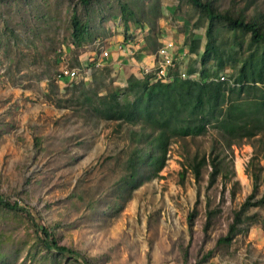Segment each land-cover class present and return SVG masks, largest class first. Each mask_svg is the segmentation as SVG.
<instances>
[{
  "label": "rangeland",
  "instance_id": "1",
  "mask_svg": "<svg viewBox=\"0 0 264 264\" xmlns=\"http://www.w3.org/2000/svg\"><path fill=\"white\" fill-rule=\"evenodd\" d=\"M122 1L134 12L127 28L118 0H92L86 7L79 0L0 1V194L32 207L61 244L92 257L93 264H264V204L247 207L244 230L229 244H218L254 182L256 198L264 191L260 134L236 135L228 144L209 128L203 135L173 139L159 171L149 175L145 167L128 182L127 125L105 120L85 104L94 89L104 93L125 86L127 80H120L126 72L106 64L94 72L90 67L88 78L68 83L57 78L62 66H80L87 53H99L118 39H141L153 49L160 40H172L175 50L189 53L197 38L183 64L195 63L205 46L207 20L192 4ZM213 2L221 11L258 19L264 29V0ZM73 9L88 25L79 45L71 37ZM216 30L224 56L237 53V63L231 57L223 69L216 68L232 81L239 58L253 46L245 32L221 22ZM69 83L86 86L85 100ZM204 154L207 162L195 179L191 160ZM211 157L219 173L208 184ZM0 264L77 263L47 252L24 213L0 206Z\"/></svg>",
  "mask_w": 264,
  "mask_h": 264
},
{
  "label": "trees",
  "instance_id": "2",
  "mask_svg": "<svg viewBox=\"0 0 264 264\" xmlns=\"http://www.w3.org/2000/svg\"><path fill=\"white\" fill-rule=\"evenodd\" d=\"M91 1L79 0V3L86 7ZM118 1L120 17L127 28V22L133 19L134 12L125 1ZM187 1L207 20L203 52L192 66L185 68L188 74L197 73L195 78L182 77L175 59V67L169 70L172 74L169 81L154 80L153 74L131 75L123 87L115 85L104 93L94 89L90 101L85 100L86 86L78 89L77 83H69L74 90H79L80 96L85 95V104L89 106L87 110L90 108L95 115L119 126L127 125L130 141L125 160L129 170L128 182L136 181L145 167L148 173L152 169L159 171L165 163L170 143L176 138L203 135L209 128H213L218 131L220 141L228 144L232 143L236 135L250 138L260 134V138L264 139V131L260 130V127L264 128V29L261 22L256 18L246 19L241 13H233L229 9L221 11L213 0ZM219 22L226 24L229 30L247 33L250 45L253 46L239 58L240 65L232 81L228 78L220 80L222 73L216 69H223L231 57L237 63V53L225 57L224 50L217 44L216 24ZM70 24L71 37L79 45L87 38L89 31L87 23L79 18L76 9H73ZM197 43V38L190 41V52L196 50ZM228 53L231 54L230 51ZM213 69L215 76L212 75ZM95 70L97 68H92V72ZM61 80L69 82L67 77ZM191 162L192 173L195 179H199L200 168L206 164L207 157L204 154L199 161L194 158ZM208 162L211 167L208 184H212L219 173L218 163L214 157ZM258 188L257 182H254L252 194L234 212L228 231L218 239V244H229L236 234L244 230L243 224L247 217H244V212L247 207L264 204V191L259 198L254 196ZM0 206L24 213L47 252L65 259L71 258L77 264H93L92 257L61 244L50 226L37 221L32 207L18 201L11 202L3 194H0Z\"/></svg>",
  "mask_w": 264,
  "mask_h": 264
},
{
  "label": "crops",
  "instance_id": "3",
  "mask_svg": "<svg viewBox=\"0 0 264 264\" xmlns=\"http://www.w3.org/2000/svg\"><path fill=\"white\" fill-rule=\"evenodd\" d=\"M117 41L118 42L114 44L112 43L110 44V46L104 49L108 51L107 56H102V50L99 53L90 51V53H87V56L83 59L81 58V55L80 66L88 65L89 67H92L94 60L99 59L101 61V67L107 64L111 65L113 68L117 67V69H123L126 72V78L123 79L122 77V79L120 80L122 84L126 82L130 74L138 76L137 73H139V75H141L142 67L154 66L156 61L155 53L158 47L153 49L151 46L147 45L144 40L141 39L139 41L136 39H134V41L128 39H125V41H123L122 39H118ZM161 44L162 41L160 40V44L158 43V46ZM189 54L190 51L189 53L187 51L183 53L182 49L180 48L175 50V55H177V62L180 69L186 68L184 67L183 63ZM116 74H118V72ZM89 75L90 73L89 71H87L85 78H88ZM121 76L123 75H120V77Z\"/></svg>",
  "mask_w": 264,
  "mask_h": 264
},
{
  "label": "built area",
  "instance_id": "4",
  "mask_svg": "<svg viewBox=\"0 0 264 264\" xmlns=\"http://www.w3.org/2000/svg\"><path fill=\"white\" fill-rule=\"evenodd\" d=\"M174 43L172 40H166L163 42L158 49L156 50V61L153 67L144 66L141 69L142 74H153L154 80H161V81H169L172 79V74L169 72L170 68L175 67V48L173 47ZM102 56H107L108 51L102 50ZM93 68L101 67V61L99 59L94 60ZM90 71V67L88 65L85 66H76L70 67L68 65H64L59 69L57 78L61 80L64 77L69 79H78V78H85L86 72ZM180 75L182 77L190 76L195 78L197 73H186L185 68L180 69ZM226 77L224 74H220L219 79L224 80Z\"/></svg>",
  "mask_w": 264,
  "mask_h": 264
},
{
  "label": "bare ground",
  "instance_id": "5",
  "mask_svg": "<svg viewBox=\"0 0 264 264\" xmlns=\"http://www.w3.org/2000/svg\"><path fill=\"white\" fill-rule=\"evenodd\" d=\"M239 174H240L241 177H243L240 171H239Z\"/></svg>",
  "mask_w": 264,
  "mask_h": 264
}]
</instances>
